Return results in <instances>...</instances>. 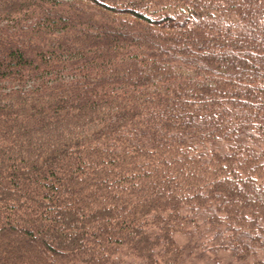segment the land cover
<instances>
[{
	"label": "trees",
	"instance_id": "1",
	"mask_svg": "<svg viewBox=\"0 0 264 264\" xmlns=\"http://www.w3.org/2000/svg\"><path fill=\"white\" fill-rule=\"evenodd\" d=\"M0 264H264V0H0Z\"/></svg>",
	"mask_w": 264,
	"mask_h": 264
},
{
	"label": "rangeland",
	"instance_id": "2",
	"mask_svg": "<svg viewBox=\"0 0 264 264\" xmlns=\"http://www.w3.org/2000/svg\"><path fill=\"white\" fill-rule=\"evenodd\" d=\"M67 77H68V75L65 74L64 72L54 73V74H51V75L45 74V75H40L39 79H31L30 78L26 82L20 83V84L6 83L5 84V89L6 90H11V89H16V88H24V89L29 90V89H33L36 86L40 85V82L42 80H44V81L50 80L49 82L52 83L55 79L67 78Z\"/></svg>",
	"mask_w": 264,
	"mask_h": 264
}]
</instances>
